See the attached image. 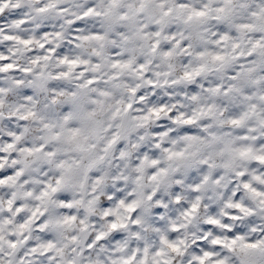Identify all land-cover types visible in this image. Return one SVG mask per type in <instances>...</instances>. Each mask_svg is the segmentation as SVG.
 <instances>
[{
  "label": "clouds",
  "instance_id": "clouds-1",
  "mask_svg": "<svg viewBox=\"0 0 264 264\" xmlns=\"http://www.w3.org/2000/svg\"><path fill=\"white\" fill-rule=\"evenodd\" d=\"M0 264H264V0H0Z\"/></svg>",
  "mask_w": 264,
  "mask_h": 264
}]
</instances>
